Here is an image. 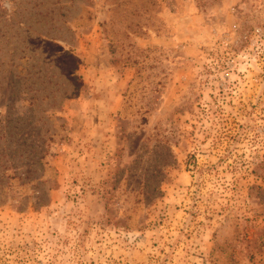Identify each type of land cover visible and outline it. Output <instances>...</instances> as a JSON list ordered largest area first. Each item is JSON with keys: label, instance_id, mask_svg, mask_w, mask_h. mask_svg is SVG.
Here are the masks:
<instances>
[{"label": "rangeland", "instance_id": "374dc122", "mask_svg": "<svg viewBox=\"0 0 264 264\" xmlns=\"http://www.w3.org/2000/svg\"><path fill=\"white\" fill-rule=\"evenodd\" d=\"M0 264H264V0H0Z\"/></svg>", "mask_w": 264, "mask_h": 264}]
</instances>
